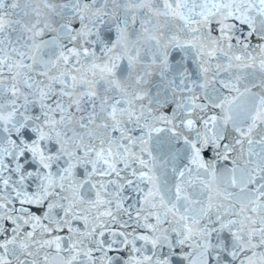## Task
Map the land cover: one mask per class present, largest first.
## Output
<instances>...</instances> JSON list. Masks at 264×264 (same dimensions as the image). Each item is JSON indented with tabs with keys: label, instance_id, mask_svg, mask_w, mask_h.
I'll use <instances>...</instances> for the list:
<instances>
[{
	"label": "snow or ice",
	"instance_id": "snow-or-ice-1",
	"mask_svg": "<svg viewBox=\"0 0 264 264\" xmlns=\"http://www.w3.org/2000/svg\"><path fill=\"white\" fill-rule=\"evenodd\" d=\"M0 264H264V0H0Z\"/></svg>",
	"mask_w": 264,
	"mask_h": 264
}]
</instances>
